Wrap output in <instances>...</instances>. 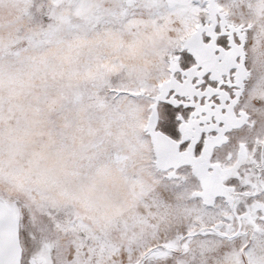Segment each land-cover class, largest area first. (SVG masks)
<instances>
[{
    "label": "snow or ice",
    "instance_id": "1",
    "mask_svg": "<svg viewBox=\"0 0 264 264\" xmlns=\"http://www.w3.org/2000/svg\"><path fill=\"white\" fill-rule=\"evenodd\" d=\"M0 264H264V0H0Z\"/></svg>",
    "mask_w": 264,
    "mask_h": 264
}]
</instances>
